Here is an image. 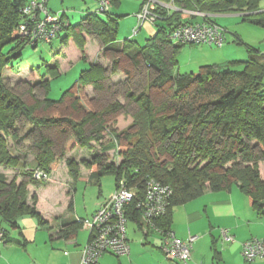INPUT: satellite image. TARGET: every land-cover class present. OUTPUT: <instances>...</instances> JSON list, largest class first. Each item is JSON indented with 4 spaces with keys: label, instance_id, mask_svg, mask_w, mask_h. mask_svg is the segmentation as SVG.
<instances>
[{
    "label": "trees",
    "instance_id": "trees-1",
    "mask_svg": "<svg viewBox=\"0 0 264 264\" xmlns=\"http://www.w3.org/2000/svg\"><path fill=\"white\" fill-rule=\"evenodd\" d=\"M27 1L0 0V163L20 164L19 156L12 155L2 139V132L9 134L17 120L26 117L32 123L31 134L38 133L33 143L37 167L24 171L25 175L30 173L29 179L8 183L6 175L0 173V219L5 238L10 228L19 227V218L23 215L41 219L35 203L32 206L28 203L27 186L46 181L36 179L33 171L40 168L50 173L65 153L61 147L67 138L88 145L91 140L102 142L109 133L122 161L118 164L95 153L82 163L90 169L91 175L97 176L98 184L104 175L112 174L116 187L123 179L139 196L143 195L149 177L169 185L172 195L168 212L156 221L164 230L172 228L176 206L201 196L207 189L223 190L233 185H237L257 213L264 216V176L260 166L264 163V53L249 47L246 60L204 64L190 73H175L178 52L189 43H176L169 38L173 29L182 24L177 21L183 10L208 16L239 12L248 18L252 14H264L261 11L264 0H157L174 8L157 5V18L153 22L157 33L146 38L144 44L131 38L119 42V22L111 8L98 11V7L86 13L80 23L66 25L62 31L68 29V33L60 37L61 31L57 38L65 43L73 38L83 57L85 33H94L106 52L112 50L119 55L112 59L114 68L128 79L134 78L142 67L154 70L146 89L126 93L136 102L138 110L133 115L132 125L123 130L116 123L124 105L115 102L101 106L85 92L88 81L97 90L105 89L103 79L107 69L99 64L91 63L58 100L47 95L50 81L43 84L47 94L42 103L31 95L25 100L1 83L3 68L13 65L12 61L22 55V48L28 44L18 29L21 8ZM110 1L114 5L120 0ZM257 23L264 25V17ZM237 63L244 65L242 70L229 68ZM49 65L50 74L58 76L59 63ZM66 161L69 173L75 180L81 179L75 159ZM33 199L36 202L37 198L33 196ZM136 201L128 208L129 220L144 227ZM80 226L65 228V237L75 238Z\"/></svg>",
    "mask_w": 264,
    "mask_h": 264
},
{
    "label": "rangeland",
    "instance_id": "rangeland-1",
    "mask_svg": "<svg viewBox=\"0 0 264 264\" xmlns=\"http://www.w3.org/2000/svg\"><path fill=\"white\" fill-rule=\"evenodd\" d=\"M120 1L118 4H112L110 10L111 13L114 14L113 16L118 18L119 26L117 31V38L119 40L131 38L139 41L140 44H144L146 42V38L152 35L150 25H148L150 21L145 22V24L142 25L141 29H139L138 32H136V30L134 29L139 26L138 14L141 12V8H143L146 4L145 3L144 5H142V2L145 0ZM159 3H161L160 5L167 6L163 2ZM262 4L264 6V1ZM50 6L54 7V11H68L70 22L72 23V25H75L81 22V15L82 17H84L86 13L95 11L99 7V1L50 0ZM222 17L220 18V22H222V24L227 29L226 41L224 42V44L222 46L206 45L204 46L205 50H203L199 54L198 52H196V49L201 48V45L186 44L184 49H181L180 53L178 54L179 62L176 66L177 68H175L176 73L178 71H180V73H190L198 70V67L193 68L191 66L193 64H197L193 59L196 57L198 58L200 55H207L209 57H212V59H215L213 55L222 58L227 54L230 56L234 54V56H237L235 59H239L240 57L238 56H240L241 53H244V58H246L248 57L246 44H251L252 46L259 48L261 52L264 53V25L257 23L260 17H264L263 13L252 14L248 18L243 17L241 14H232L227 17ZM89 38L92 42L94 40L98 42V39H100L94 33L89 34ZM74 44L77 47L76 48L74 46L76 50H80L76 42H74ZM62 46V40L59 38H56L52 42V44L39 42L36 47L32 46L31 44L25 45L21 50L22 55L12 61L13 65L9 64L3 68L1 83L8 89H11L13 93L20 95L25 100H27L28 96L31 95L36 97L39 103H42L47 94V89L43 84L50 81V88L47 94L48 97L54 100L62 98L64 92L68 90L77 81V79L80 78L83 72L87 70V66L89 64L84 59H82L65 73H60L58 76H55V73L53 72V74H50L51 71L49 69V63H53L54 58L59 54L58 51L62 48ZM192 47L194 48L192 49ZM107 51L108 52L104 50L103 53H101L102 49H99L94 54V59H100L101 61H103V64L107 69L105 78L103 79L105 89L97 90L95 89L93 83L88 81L87 85L85 86V92L89 98L94 99L101 106L109 105L115 102L123 104L124 108L120 110V115L116 123L119 125V129L123 130L132 125L133 115L136 110H138V105L136 104V102L127 97L126 93L128 91L139 93L140 91L146 89L148 80L152 75H154L155 72L153 69H148L150 67L145 66L136 73L134 78L128 79L123 72L114 68L112 59L118 57L119 55L114 51L112 52V50ZM229 66V68H232L234 70H242L244 65L237 63L235 65L232 64ZM45 74L46 76L49 74V76L44 77ZM31 128L32 123H30V121L23 116L19 120H17L15 129H12L9 134H5L4 132H2V139L4 140V142H7L8 149L12 155L18 156L20 151L31 154V151H29L30 146L33 145L38 134L37 132L31 134ZM87 135H89V131L87 132ZM111 139L112 135L111 133H109L104 135L102 142L91 140L88 145H80L77 144L73 138H67V140L64 142V145H62L61 147L62 152H65L61 158L62 166H59L60 159L54 164V172L53 174H51V178L49 176V179L47 180L49 181L51 179L49 185H58L57 183L53 182V178H57L62 182L67 179L63 176L64 172H62V170L65 171L68 168L66 161V159L68 158H74L76 163L78 164L80 172L84 171L86 173H88L89 168L84 165L82 161L84 159H91L95 153H101L104 155L105 160L117 161V163L119 164L122 161V157L118 154L117 148L114 146ZM105 146L106 148H104ZM27 161H29V163L26 162L24 165L18 164L15 166H8L0 163V173L6 175L8 183L15 179L17 183H20L23 179L28 180L30 173L25 175L24 171H32L35 167H37V164L36 160L33 161L32 159H29V157ZM260 166L262 174L264 176V163L261 162ZM42 186L43 184L41 183H39L38 185L35 183L28 184V203L31 206L33 205V203H35V205L38 203L39 195L46 193L43 192L44 189L41 188ZM64 186L66 190L69 188L71 189V187L74 188L75 197L73 198V201L76 212L85 214L87 212L86 208L89 209L91 207H94V202L100 195L101 190L103 191V193L98 197V199H100L101 197V199H103L105 196L110 194L112 190H114V188L116 187V180L112 174L104 175L101 179L100 190L98 187V180L93 179L91 182H88L87 177L85 178V176L83 175L82 178L77 180L76 182L66 181L64 183ZM33 196L37 198L36 202H34ZM46 197L44 199L43 206L49 205L52 202L51 197ZM25 218L33 219L37 224L43 226L37 216H31L30 214H25L19 218L22 226H24ZM129 226L130 229H132L134 227V224L132 222H129ZM25 229H29V226ZM20 231V229L15 228H10L9 231V238L11 239V241L15 238H19V242L22 243L19 244L22 249L20 250L16 248V246L18 245L12 242V244L15 245V248L18 249L15 253L16 255H19V262L17 263L16 261V264H68L63 262V257L67 256L65 252H70L71 248L66 244L68 243L67 241L62 238L58 239L53 236L55 229L51 228L50 230H41V232H44L46 236H44V238H41V234H39L38 242L28 243L26 245H23V243L25 242V237L24 234L20 233ZM83 231H85L84 227L80 230L79 233ZM82 235L83 234H81V236ZM129 236L131 241L130 246L132 245V249L135 246H138V252L132 251V254L130 252V254L121 256L106 253L105 256L100 259V264H149V261L147 260V250L157 251L161 255L163 254L164 257L166 256L162 250L153 248L150 243H146V245H144L145 242L143 241V235L141 233H135L133 230L131 232L130 230ZM153 239H156V237H149L147 240L152 241ZM30 254L32 257L30 256ZM246 261L247 260L242 257V262H240L239 260H234L231 264H249V261Z\"/></svg>",
    "mask_w": 264,
    "mask_h": 264
},
{
    "label": "crops",
    "instance_id": "crops-1",
    "mask_svg": "<svg viewBox=\"0 0 264 264\" xmlns=\"http://www.w3.org/2000/svg\"><path fill=\"white\" fill-rule=\"evenodd\" d=\"M49 7L52 11H54L53 10L54 7L50 6V0H49ZM172 7L173 6L170 5L168 6V8L170 9ZM64 11H65L64 19L67 20L68 24L70 23L72 25V23L70 22V17L68 16V11L66 10ZM261 11H264V9H262ZM182 12L183 13L180 19L177 21V24L199 23V22L201 23L205 21V18L207 16V13H202L192 10L191 11L183 10ZM232 14H241V13L239 12L218 13L212 15V17L213 18L215 17L214 19L216 23H218L222 27H225L222 24V22H220V18L222 16L227 17ZM83 18L84 17H82L81 15V21L83 20ZM143 24H145V22H141L139 20V26L134 30H137L138 32ZM148 25H150L151 28V33H152L151 36H154L157 33V28L155 24L153 22H149ZM67 33H68V29L67 31L66 30L62 31L60 37L64 36L63 34H67ZM85 38H86L85 59L83 57L82 52L80 50L78 51L76 50L77 47L74 44L75 41L73 40V38H70L67 43H65L63 39H61L63 46L59 50V54L53 60V63L54 62L59 63L60 73H65L69 71L76 63H78L82 59H84L86 62L89 63L87 68L90 67L91 63L99 64L106 68V66L103 64V61H101L100 59H96V60L94 59V54L97 50L102 49L101 53H103L104 51L102 41L98 39V42H96L95 40L92 42L91 39L89 38V34L87 33H85ZM125 39L119 40V42H122ZM196 45H201V48L196 49V52H198L199 54L203 50H205L204 46L210 44H196ZM246 45H247V51L249 47L250 48L253 47L261 52L259 48L254 47L251 44H246ZM184 47L185 45L181 49H184ZM193 48L194 47H192V49ZM180 51L178 52V54L180 53ZM213 56L215 57V59H212V57H209L207 55H200L198 58L196 57L193 59L194 62L197 64L196 65L193 64L191 67L199 68L201 65H204L205 63L224 64L234 60L235 61L246 60L248 58V57L244 58L245 57L244 53L243 54L241 53L240 56H238L240 57L239 59H235L237 56H234V54H232L231 56L227 54L225 55V57L222 58H219L216 55ZM248 56H249V51H248ZM29 151H31L30 152L31 154H27L21 151L19 152L18 156L20 158L21 165H24L26 162L29 163V161H27L28 157L33 161L36 160L35 158L36 151L33 149V145L30 146ZM61 162L62 160L60 159L59 161L60 167L62 166ZM54 169L55 167L52 168V171L50 173V178H51V174H53L54 172ZM62 172H64L63 176L67 178L64 182L60 181L57 178L56 179L53 178L54 180L53 182L57 183L59 186L49 185L51 181L50 179L41 187L42 189H44L43 192L46 193L39 195V200L38 203L36 204V210L40 214L41 218L44 219L43 223L41 222V219H39L40 223L43 224V226L37 224L33 219L25 218L24 226L21 225L19 220V227L15 229H20L21 230L20 233L24 234L25 242L23 243V245H26L28 243L38 242L39 234H41V238H44V236L46 235L44 232H41V230L42 231L46 229L50 230L51 228L55 229L53 236L58 239L61 238L64 239L65 241L68 242L66 244L71 248L70 252L69 251L65 252V254H67L66 256L67 258L63 257L64 259L63 262L68 264H82L81 263L82 250L89 240V231L84 228L85 231L81 233L79 232L81 229H83V222L92 219L93 214L95 213L98 205L102 201L101 199L102 197L100 199H98V197L103 193V191L101 190V183L98 184V187L101 190V192L94 202V207H91L89 209L86 208L87 212L85 214L77 213L73 201V198L75 197L74 194L75 190L73 187H71V189L69 188L66 190L64 186V183L66 181L76 182L77 180H75L74 177L69 173L68 168L65 171L62 170ZM81 175L82 176L84 175L85 178L87 177L88 182H91L93 179L97 180V176L90 174V169L88 170V173L84 171L81 172ZM114 190H112L111 192H113ZM65 194L68 196H66ZM46 196L51 197L52 202L49 205L43 206V202ZM129 222L130 223L132 222L134 224V227L132 229H130V226L128 225L129 242H131L129 232L130 230L131 232L133 230L135 233H141L143 235V241L145 242L144 245H146V243L147 244L150 243V245L153 248H157L161 250L160 248L161 237L158 233L151 231L149 229L146 231L145 227L143 226L140 227L137 224V222L133 220ZM71 225L72 227L73 225L74 226L81 225V226L75 238L68 239L65 237V233H66L65 228H70ZM28 226L29 229H25ZM171 227L176 232V235L181 239H187L190 235L196 237L195 241L193 242L192 255L188 264H231L234 260H239L240 262H242L243 243L246 240L252 237H264V216L259 215L257 211L250 204L247 195L237 185H233L231 188L223 189V190L207 189L201 196L193 200H190L182 205L176 206L173 209ZM222 228H228L231 234L235 236V239L233 241L223 240L220 230ZM81 234L83 235L81 236ZM153 236L156 237V239H153L152 241L147 240L149 237L153 238ZM19 241H20L19 238H15L14 240L11 241L8 234L4 246L0 248V264H16L15 263L16 261L17 263L19 262L18 261L19 255H16L15 253L18 249L22 250L21 247L19 246V244L22 243ZM12 242L18 245L16 246V248L18 249L15 248V245L12 244ZM132 251L138 252L139 251L138 246H135L132 249V245H131L130 246L131 254ZM147 253H148L147 260L149 261V264H181L179 260L168 258L166 256L164 257L163 254L161 255L157 251L147 250ZM105 254L102 257H104ZM248 263L264 264V258L256 259Z\"/></svg>",
    "mask_w": 264,
    "mask_h": 264
},
{
    "label": "built area",
    "instance_id": "built-area-1",
    "mask_svg": "<svg viewBox=\"0 0 264 264\" xmlns=\"http://www.w3.org/2000/svg\"><path fill=\"white\" fill-rule=\"evenodd\" d=\"M158 4L161 3L157 0H147L138 14L139 20L154 22L157 18L155 8ZM111 6L110 0H99L98 11L110 9ZM64 13V11H52L49 0H28L21 8L19 33L28 44L33 46L38 45L39 42L49 44L68 25ZM214 18L212 15H207L205 21L201 23H182L173 29L169 38L176 43L222 46L226 41L227 30L216 23ZM33 175L36 179L45 181L50 176L40 168L35 169ZM171 195L172 188L153 177L147 179L142 196L138 195L136 189L129 188L123 179L120 180L115 190L102 199L92 219L83 222V227L89 231V240L82 250L81 263L100 264V259L105 253L116 256L129 254L128 208L137 200L136 208L140 212L145 230L151 229L160 235V248L166 257L188 264L196 237L190 235L187 239H181L174 229L164 230L156 222L167 214ZM221 236L226 241L235 239L228 228L221 229ZM5 240V230L0 223V248ZM242 254L249 262L264 258V237H252L246 240L243 243Z\"/></svg>",
    "mask_w": 264,
    "mask_h": 264
},
{
    "label": "clouds",
    "instance_id": "clouds-1",
    "mask_svg": "<svg viewBox=\"0 0 264 264\" xmlns=\"http://www.w3.org/2000/svg\"><path fill=\"white\" fill-rule=\"evenodd\" d=\"M65 12V11H64ZM50 174V173H49ZM1 223V222H0Z\"/></svg>",
    "mask_w": 264,
    "mask_h": 264
}]
</instances>
